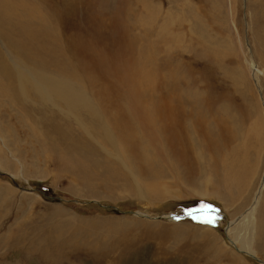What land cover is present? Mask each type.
<instances>
[{
	"label": "rangeland",
	"instance_id": "374dc122",
	"mask_svg": "<svg viewBox=\"0 0 264 264\" xmlns=\"http://www.w3.org/2000/svg\"><path fill=\"white\" fill-rule=\"evenodd\" d=\"M6 1L0 264H264V0ZM119 105L131 147L111 130ZM202 111L204 128L234 118L221 150L248 168L246 189L218 184L221 150L188 117ZM251 208L253 229L239 219Z\"/></svg>",
	"mask_w": 264,
	"mask_h": 264
},
{
	"label": "bare ground",
	"instance_id": "6f19581e",
	"mask_svg": "<svg viewBox=\"0 0 264 264\" xmlns=\"http://www.w3.org/2000/svg\"><path fill=\"white\" fill-rule=\"evenodd\" d=\"M141 1V0H140ZM146 1H148V0H146ZM146 1H141V2H146ZM123 2V1H122ZM146 4H150L149 2H147ZM145 4V5H146ZM143 6H144V4H143ZM147 6V5H146ZM149 6V5H148ZM16 8H18V7H15V6H12L8 1H6V0H0V10L1 11H3V14L4 15H2L1 17L4 19L5 18V16H6V14H9V12H10V10H15ZM115 12V11H114ZM113 15V14H112ZM110 17V16H109ZM112 19V18H111ZM113 20V19H112ZM9 23H7V25H8ZM110 24H112L111 22H110ZM117 24V23H116ZM112 25H114V24H112ZM120 28V27H119ZM51 33V32H50ZM123 33V32H122ZM44 34V33H43ZM117 34V33H116ZM124 34V33H123ZM122 34V35H123ZM127 34V33H126ZM125 34V35H126ZM47 35V34H46ZM52 36V35H51ZM119 37V36H118ZM127 37V36H126ZM54 39V38H53ZM135 39H137V38H135ZM134 39V40H135ZM30 40L31 39H29V38H26V40H24V42L25 43H23V40L22 41H20V44L21 43H23V44H25V50L24 51H28V46L30 45ZM49 40V39H48ZM120 40V39H119ZM138 40V39H137ZM44 41H45V39H44ZM50 41V40H49ZM121 41L122 40H120V43H121ZM48 43V42H47ZM55 43H56V41H55ZM137 43V42H136ZM44 45H46L45 43H43ZM122 44V43H121ZM75 45V44H74ZM76 46H74V48H75ZM117 47H120V44H119V46H117ZM126 47V46H125ZM152 47V46H151ZM83 48V47H82ZM129 48V47H128ZM20 49H22V47L20 48ZM43 49V48H42ZM46 49H47V47H46ZM127 49V48H126ZM89 50V49H88ZM39 52H41V50L39 51ZM43 52H44V50H43ZM42 53V52H41ZM91 54V53H90ZM33 55H35V54H33ZM92 55V54H91ZM93 56V55H92ZM33 57V56H32ZM94 58V57H93ZM117 58V57H116ZM32 59V58H31ZM30 59V60H31ZM92 59V58H91ZM32 60H34V59H32ZM31 60V61H32ZM36 60V59H35ZM37 62H38V60H37ZM117 62V61H116ZM58 65H62V64H58ZM63 66V65H62ZM65 66H67L66 64H65ZM58 68V67H57ZM67 68H70V67H67ZM70 70V69H69ZM71 71V70H70ZM69 73V72H68ZM123 74V73H122ZM70 75V74H69ZM55 86H57V85H53L52 86V89L54 90V88H55ZM59 87H61V86H59ZM62 88V87H61ZM56 93H59V92H56ZM65 94H66V92H64ZM108 93V92H107ZM100 94H102V93H100ZM105 95V94H104ZM75 98V97H74ZM178 100H175V103L177 104V106L176 105H174L175 106V110L173 109V110H171L172 109V107H169V111H168V117L170 116L171 118L172 117H175L176 118V121L178 120V116H180V115H182V114H180L179 113V110H180V108L181 107H184V106H182V103H181V101L179 100V102H177ZM149 102V101H148ZM150 102H151V106H149V112L151 113V108H153V106L155 107V103H153V105H152V100H150ZM150 102H149V104H150ZM201 102H202V100H201ZM204 102V101H203ZM120 106V105H119ZM173 106V107H174ZM151 107V108H150ZM162 106H160V108H159V111H158V114L159 115H161V114H163L165 111L161 108ZM117 108V107H116ZM177 108V109H176ZM119 110H116L113 114H112V117H110V119L109 120H112L111 121V124L112 125H110L111 126V130H113V131H115L116 129H117V135H118V139L123 143V144H126L127 146H129V145H131V143H133V141H129V139H128V137H127V134L129 133V131L128 132H126L125 131V129H129L128 127H129V125H127V119H126V117H127V115H126V111H125V109L123 108V107H121L120 106V108H118ZM194 109V108H193ZM198 109V108H197ZM196 109V110H197ZM207 109H208V107H207ZM207 109H205V110H207ZM130 110V109H129ZM154 110V109H153ZM184 109H182V111H183ZM198 110H200V109H198ZM209 110V109H208ZM131 111V110H130ZM155 111L157 112V110H156V108H155ZM210 111V110H209ZM154 112V111H153ZM204 111H202L201 112V114L200 113H197V115H195V116H190V115H192L190 112L188 113V117L189 118H191L192 120L194 119V121L197 123V124H199L200 125V129H202L203 131L201 132V135H202V139H203V141H200V143L201 142H204V147L205 148H207L206 150H208V151H210V152H212V150L213 151H217V148H219L218 150L220 151L221 149H224V144L225 143H227L226 141H228V138L226 139V137H229L231 140H233V138H235L236 137V130L235 129H233L232 127H234L233 126V124L235 123L234 122V118L232 117V116H230L229 114H228V116H226V111H224V117H223V119L222 118H220V119H222L220 122H221V131H219V130H217L216 128H220V125L218 126L217 124H216V128H214L213 126H212V124L211 125H208L206 128H204L205 127V125H204V122H205V113H203ZM222 112V111H221ZM139 113V112H138ZM133 114V113H132ZM154 114V113H153ZM180 114V115H179ZM207 114V113H206ZM223 114V113H222ZM91 115V114H90ZM133 115H135V114H133ZM92 116V115H91ZM207 116H208V114H207ZM122 117L123 119L125 118L126 120H121L120 118ZM222 117V116H221ZM130 119V118H129ZM209 119V118H208ZM199 120V121H198ZM102 121V120H101ZM194 121L192 122L193 124H194ZM110 122V121H109ZM172 122H173V120H172ZM232 122H234V123H232ZM130 123V122H129ZM128 127H127V126ZM202 125H204V127L202 126ZM236 125V124H235ZM133 126V125H132ZM190 126H192V125H190ZM193 127V126H192ZM131 128V127H130ZM187 129V128H186ZM185 129V130H186ZM195 129V128H194ZM226 129H228V131H226ZM130 130V129H129ZM184 130V131H185ZM196 130V129H195ZM262 130H263V127L261 126V124H259V123H256L255 122V125H254V127H253V136H254V143H256V145H257V147L260 145V142H261V140H262V135H263V133H262ZM133 131V130H132ZM162 131V130H161ZM161 131L159 132L160 134H162L161 133ZM186 133H187V136L189 135V133L187 132V131H185ZM190 132V131H189ZM127 133V134H126ZM130 134H131V130H130ZM192 134V133H191ZM132 135V134H131ZM251 135V134H250ZM130 136V135H129ZM175 136V135H174ZM177 136V135H176ZM183 137V136H182ZM251 137V136H250ZM141 138V137H140ZM172 138V137H171ZM173 139H174V137H173ZM188 139V138H187ZM190 139V138H189ZM178 140V139H177ZM180 141V140H179ZM190 141V140H189ZM230 141V140H229ZM228 141V142H229ZM131 142V143H130ZM140 143V148L142 149V143H143V141H139ZM188 142V141H187ZM181 143V142H180ZM136 144V143H135ZM138 144V145H139ZM190 144H191V141H190ZM197 144V143H196ZM196 144H194L193 145V143L191 144L192 145V147L194 148V150H195V154H196V158L194 159V161H193V163L197 166V168H200L201 167V164L200 163H202V161H203V155L205 154L204 152H201V150L199 149V148H197L196 147ZM133 145V144H132ZM255 146V145H254ZM129 147H131V146H129ZM135 147V146H134ZM191 148V147H190ZM133 149V148H132ZM192 149V148H191ZM143 150V149H142ZM205 150V149H204ZM141 151V150H140ZM143 152V151H142ZM142 152H141V154H142ZM179 152H181V151H179ZM228 152V151H227ZM130 153H132V152H130ZM134 153V152H133ZM213 154H214V152H212ZM232 153V152H231ZM136 154V153H135ZM233 154L234 153H232L231 155L233 156ZM139 155V154H138ZM145 156L144 157H146V158H151V156L152 155H149V153L148 154H144ZM217 155V154H216ZM216 155L215 156H213L214 157V159H216L217 158V160L218 161H220V162H218V163H220V167H221V171H220V174H219V177H218V179H217V181H218V184H221L220 186H221V188L222 189H224L222 186H224L225 187V189H226V192L229 194V193H234V192H239V191H241V190H243V189H246L245 188V186L247 187V182H248V177H250L249 175L251 174H249V175H246L244 172H249L248 171V168H247V170H241V169H239L236 165H238V164H236L235 165V162H234V160L232 159V156H231V158H228V157H226V155L222 152V150L220 151V153H219V155H217V157H216ZM136 156V155H135ZM140 156V155H139ZM230 156V155H229ZM137 157V156H136ZM187 157V156H186ZM212 157V156H211ZM234 157H236V156H234ZM142 158V157H141ZM192 158V157H191ZM228 158V160H226ZM237 158V157H236ZM235 158V159H236ZM176 159V158H175ZM174 159V160H175ZM213 159V160H214ZM185 160V159H184ZM211 160V159H210ZM150 161V159L149 160H147L146 162H149ZM215 161V160H214ZM185 161H182V163H184ZM190 162V161H189ZM176 163V162H175ZM213 163V162H212ZM174 164V163H173ZM215 164H217V162L216 163H214V164H212V171H214V170H216V168L215 167H217V165L215 166ZM178 165L176 164V165H174V168L175 167H177ZM195 169H193V168H191L190 166H188V168H187V172H191V171H194ZM233 170V172L231 173V171ZM250 171H254V168H253V170L251 169ZM215 172V171H214ZM255 172V171H254ZM215 174V173H214ZM218 174V171H217V173H216V175ZM254 174V173H253ZM254 176V175H253ZM250 179H251V177H250ZM220 188V189H221ZM221 189V190H222ZM217 191V190H216ZM220 191V190H219ZM218 195V194H217ZM254 196V195H253ZM259 196V193H257V197ZM256 197V196H255ZM249 198H250V196H249ZM248 198V199H249ZM259 198H256L255 200H258ZM263 210V209H262ZM254 211H255V208H251L250 209V211H248L247 210V212H245L239 219L240 220H243L242 221V223L244 224V226L245 227H248V228H252L253 229V216H254ZM260 212V211H259ZM256 213V212H255ZM202 216H203V214H202ZM208 215H206V218H208L207 217ZM239 219H236L237 221L239 220ZM255 219V218H254ZM235 220V221H236ZM235 221H233L232 223H234ZM262 222V221H261ZM257 226V225H256ZM263 228V227H262ZM260 229V228H259ZM264 231V230H263ZM231 232H232V234L234 235V238H232V241L234 242V244L236 243V244H238L239 245V247H240V250H243L244 251V253L246 254V255H248V256H251V257H254V252L253 251H251L252 249L250 248V240H249V238H248V236L246 237V233H244V231H236V232H234V230L233 229H230V230H228V235L229 234H231ZM232 244V243H231ZM251 254H253V255H251Z\"/></svg>",
	"mask_w": 264,
	"mask_h": 264
},
{
	"label": "water",
	"instance_id": "95a60500",
	"mask_svg": "<svg viewBox=\"0 0 264 264\" xmlns=\"http://www.w3.org/2000/svg\"><path fill=\"white\" fill-rule=\"evenodd\" d=\"M136 215H137V213H136ZM258 261V260H257Z\"/></svg>",
	"mask_w": 264,
	"mask_h": 264
}]
</instances>
